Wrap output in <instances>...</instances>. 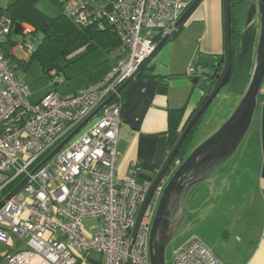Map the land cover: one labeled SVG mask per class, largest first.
Wrapping results in <instances>:
<instances>
[{
  "label": "built area",
  "instance_id": "2783aa9c",
  "mask_svg": "<svg viewBox=\"0 0 264 264\" xmlns=\"http://www.w3.org/2000/svg\"><path fill=\"white\" fill-rule=\"evenodd\" d=\"M59 1L79 24H96L101 29L112 24L125 54L102 78L79 92L62 96L50 91L33 101L27 84L0 50V201L24 181L0 207V242L16 240L21 246L6 254L4 264H77L90 250L103 254L106 264H150V231L168 178L156 184L135 229L152 182L137 180L136 161L124 176L118 173L123 120L118 90L151 55L159 42L155 37L173 35L194 0ZM15 25L10 15L0 13V44ZM20 25L23 36L33 33L30 24ZM146 26L160 29L154 36L143 34ZM13 49L31 54L34 45L24 38ZM50 73L60 81L57 68ZM186 73L192 78L205 76L203 66L195 61ZM112 95L92 121L37 169ZM181 163L177 159L172 172ZM87 219L97 220L89 230L83 225ZM173 257L176 264H224L197 239Z\"/></svg>",
  "mask_w": 264,
  "mask_h": 264
},
{
  "label": "crops",
  "instance_id": "0c3cea01",
  "mask_svg": "<svg viewBox=\"0 0 264 264\" xmlns=\"http://www.w3.org/2000/svg\"><path fill=\"white\" fill-rule=\"evenodd\" d=\"M223 53V0H202L126 86L118 137L122 152L119 175L124 176L136 161L137 180L154 181L176 141L169 134L170 110L183 108L185 119L193 113L211 87L214 64ZM191 61L202 65L208 75L202 82L203 77L195 83L186 73ZM96 79L91 76L84 87ZM226 90L231 94L229 88ZM240 98L230 97L231 111ZM247 140L259 151L258 166L240 171V162L235 159L211 173L188 201L179 233H192L179 249L197 239L224 264H264V94L260 95ZM19 248L16 240L11 244L0 242V264L5 263L7 253ZM77 264H106L105 256L90 250Z\"/></svg>",
  "mask_w": 264,
  "mask_h": 264
},
{
  "label": "water",
  "instance_id": "95a60500",
  "mask_svg": "<svg viewBox=\"0 0 264 264\" xmlns=\"http://www.w3.org/2000/svg\"><path fill=\"white\" fill-rule=\"evenodd\" d=\"M202 0H194L180 17L177 27L181 26ZM224 21V59L222 70L210 91L200 101L185 129L174 144L166 162L159 170L152 182V187L146 201L140 208L137 223L146 206L156 184L167 172V165L174 156L178 146L205 107L221 90L225 81L230 63V28L228 0H223ZM21 30L20 23L15 25V33ZM170 35L164 36L155 49L139 65L138 71L129 77L119 88L123 90L130 81L150 62L156 53L165 45ZM240 51L236 55L237 74L230 91L240 96V100L229 117L210 136L196 145L182 163L169 175L158 207L152 222L149 238L150 264H168L167 249L173 239L178 235L187 214V204L196 191L204 184L211 173L229 162L239 148L242 141L248 136L259 105L260 93L264 83V0H255L251 3L244 27L241 32ZM207 77V75H205ZM213 77L216 76L214 72ZM200 77H193L198 82ZM114 95L110 96L96 111H94L75 131L64 139L50 154L38 165L37 169L55 155L79 130H81L94 116L108 103ZM20 183L5 199L16 192ZM0 201V207L4 200ZM134 229V233H135ZM133 233V237H134Z\"/></svg>",
  "mask_w": 264,
  "mask_h": 264
},
{
  "label": "trees",
  "instance_id": "16d2710c",
  "mask_svg": "<svg viewBox=\"0 0 264 264\" xmlns=\"http://www.w3.org/2000/svg\"><path fill=\"white\" fill-rule=\"evenodd\" d=\"M37 1L38 0H9L8 4L5 7L0 5V13L3 12L10 15L15 24L29 23L34 29V34L40 33L39 42L36 48L34 46V50L30 54V59H38L41 62L45 72L49 73L53 68H57V70L61 72L63 67L59 64V59L66 57L73 49L77 47L86 46L90 50L103 48L112 55V58L108 63H105L104 65L100 66L95 72L91 73V76L96 77L97 81L102 78L106 74V72L111 69V67L117 62V60L125 54V49L121 37L112 24L107 25L106 27H104V29L99 28V26L96 24H79L75 21V19L69 17L66 14L63 9V5L59 0L55 1L59 4L62 10L61 14L55 17H50L37 6ZM253 1L255 0H228L230 28V63L225 81L221 88L227 87L231 89V86L235 80L237 74L236 55L239 53L241 48V32L244 27L249 7ZM181 27L182 25L178 27L173 35L177 33ZM12 33L7 37L5 41L0 44V50L4 53L12 68L14 67L12 65L13 61H16L17 65L26 66L25 61L17 59L12 53V49L16 45L14 40H12ZM155 39L157 41H160L161 36L157 35ZM223 59L224 53L219 57V61ZM218 63L214 64L216 76L213 77L211 75V87L216 82L217 77L219 76L223 67V64ZM15 74L17 75V73ZM211 87L203 95V97L210 91ZM125 91L126 87L120 92L123 100V105ZM261 94H264V91L262 89L260 95ZM203 97L201 98V100L203 99ZM210 103L205 107L203 112L195 120V122L183 138L182 142L178 146L174 156L170 159L167 165V172H172L176 160L181 159L183 161L193 149L190 148V144L193 142L194 132L199 126L201 119L206 113ZM184 113L185 110L183 108L173 109L169 112V134L171 139H174L176 141L189 122V118H191V115L193 114L192 113L185 119ZM251 132L252 127L249 131V134Z\"/></svg>",
  "mask_w": 264,
  "mask_h": 264
},
{
  "label": "rangeland",
  "instance_id": "374dc122",
  "mask_svg": "<svg viewBox=\"0 0 264 264\" xmlns=\"http://www.w3.org/2000/svg\"><path fill=\"white\" fill-rule=\"evenodd\" d=\"M9 0H0V5L6 6ZM37 6L43 10L50 17H55L61 14L62 10L59 4L55 0H38ZM29 24V23H28ZM160 27L151 28L146 26L143 28L142 33L150 32L152 36L159 32ZM29 42L37 47L40 39V33H32L23 36L20 33H12V40L15 42V46L24 41ZM12 53L19 60L25 61L26 66L17 65L16 61H13L14 71L20 76L27 84L30 90V96L33 101H38L44 97L50 91H56L62 96H69L74 91L79 92L89 81L91 73L95 72L100 66L108 63L112 55L103 48L90 50L86 46H80L73 49L66 57L59 59V64L63 67L60 72V81H57V77H52L51 73L45 72L41 62L36 59H30V54L22 49H12ZM207 71H211L210 67L206 68ZM205 78H201V82ZM226 87L221 88L219 93L213 98L206 113L197 129L194 132L193 142L190 144V148H194L208 136H210L220 125L229 117L233 112L231 111L232 100L235 94H227ZM263 95V94H261ZM231 97V99H230ZM190 120V118H189ZM259 158V151L254 143H248L247 137L242 141L239 148L235 152L230 161H239L238 168L240 171L244 167H248L251 170L258 166L257 160ZM242 169V170H241ZM170 173V172H169ZM168 173V175H169ZM97 223L95 219H87L84 221V228L89 230L92 224ZM191 230H187L173 239L167 249V263L176 264L174 261V253L186 242L189 238Z\"/></svg>",
  "mask_w": 264,
  "mask_h": 264
}]
</instances>
